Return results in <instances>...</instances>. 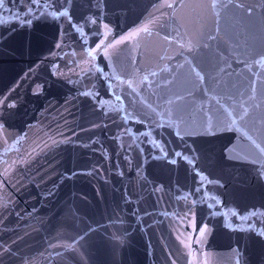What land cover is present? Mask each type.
<instances>
[{
  "label": "water",
  "instance_id": "1",
  "mask_svg": "<svg viewBox=\"0 0 264 264\" xmlns=\"http://www.w3.org/2000/svg\"><path fill=\"white\" fill-rule=\"evenodd\" d=\"M99 2L0 3V264H264L260 0Z\"/></svg>",
  "mask_w": 264,
  "mask_h": 264
},
{
  "label": "snow or ice",
  "instance_id": "2",
  "mask_svg": "<svg viewBox=\"0 0 264 264\" xmlns=\"http://www.w3.org/2000/svg\"><path fill=\"white\" fill-rule=\"evenodd\" d=\"M16 2L17 0H13V3H16ZM0 3H3V0H0ZM19 3H20V8L17 9V11L22 12L24 15V19L29 21V23L27 24H24V23L18 24L19 29L30 27L35 20L43 18L49 13H59L64 10V7L62 4L60 6L57 5V0H19ZM97 3L98 4L100 3L99 0H97ZM230 3H231V0H219L218 3H213L211 7L217 10V15L219 16L221 14V11L223 9H226ZM25 4H27L28 7H25ZM237 6L241 7L239 5ZM169 7H171V5H169ZM257 7L261 13H264V0H260V5H258ZM45 9H47V11H45ZM101 11H103L104 15L107 16V10L105 8V5L103 6V9L97 8V12L94 15V19H96L97 22L99 20V13ZM247 11L249 14H251L252 8H248ZM68 15L69 17H71L72 15L70 8L68 9ZM33 17H35V19H33ZM49 19L57 22L58 20H62L63 17L52 15V16H49ZM71 22L77 23V21H75L74 19ZM0 28L7 29V31L0 32V49H2L3 41L7 38L9 33H14V31L8 25H0ZM85 29H87L88 34H91V32L95 30V25H93L91 29L87 27ZM73 35L78 37V33L73 32ZM98 38H99L98 36L92 37V39H98ZM88 43H91V41H88ZM97 63H99V61H97ZM43 88H44L43 84H38L36 89L34 90V94L35 95L42 94ZM191 119L192 118L190 117L189 122L191 121ZM213 131L216 137L228 136L227 131L216 132L215 129H213ZM186 138H191V135L187 136ZM235 143H236V140L233 138H230L224 144L223 154L225 158L233 159V156L231 155V150ZM237 161H243V160H237ZM262 167L264 166H260L259 169H257V176L259 178H260V170ZM131 203H132L131 200L126 199L127 205H131ZM261 209H264V207H261ZM246 213H249V211H247ZM250 213H255V215H251L250 217H248L246 215L241 214V216H243L248 221H254V225L256 229L255 232H257L261 237H264V211L257 212L256 208H252V211H250ZM131 215L136 217L138 220H141V222H143L142 217H139V214L136 211L135 206L131 208ZM127 219H128V216H119V217L109 216L107 223H104L103 221H99V222L93 221L88 225L86 234L82 232L79 234V236L81 239H87L88 236L92 235V233L97 232L100 229L107 230L109 227L115 229L117 233H119L122 230L126 232L125 223ZM5 251H6V254L11 255V252H12L11 249H6ZM237 256L238 258L235 260V264H242V256L241 255H237Z\"/></svg>",
  "mask_w": 264,
  "mask_h": 264
}]
</instances>
